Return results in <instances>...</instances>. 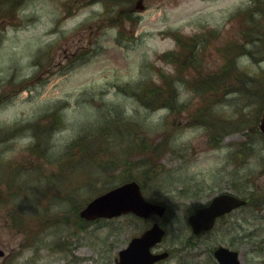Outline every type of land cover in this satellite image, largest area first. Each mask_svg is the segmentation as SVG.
Masks as SVG:
<instances>
[{"label": "rangeland", "instance_id": "rangeland-1", "mask_svg": "<svg viewBox=\"0 0 264 264\" xmlns=\"http://www.w3.org/2000/svg\"><path fill=\"white\" fill-rule=\"evenodd\" d=\"M252 1L141 0L138 4L131 0L118 5L108 0L103 15L102 2L94 0H0V197L9 185L4 171L12 167L10 172L18 171L19 181L9 186L23 192L15 203L27 208L22 230L6 221L13 201H5L0 208V249L4 251L0 264H114L117 251L148 226L146 220L121 215L87 221L84 229L76 230V214L70 201L62 198L72 184L74 200H83L88 190L82 187L87 183L85 174L71 178L67 171L65 184L58 183L55 175L66 145L80 131L112 137L111 142H99L106 147L99 162L74 163L72 170H89L90 179L103 161L121 163L134 135L154 145L165 144L169 136L172 139L160 151L134 150L131 156L133 161L150 157L148 166L154 176L143 194L163 201L167 208L161 218L166 234L157 248L167 250L169 256L157 264H217L211 250L218 244L237 249L242 264H264V204L258 209L253 199L264 196V139L248 129L253 135V156L236 157V144L249 132L231 130L213 147L202 128L191 125L203 97L170 114L165 109L147 110L136 95L117 90L161 85L164 76L175 73L162 56L176 48L173 31L191 35L200 28L216 29L219 33L210 40L202 71L218 70L222 59L215 48L237 36V12ZM238 63L252 71L264 69V61L257 65L241 59ZM189 70L193 71L187 75H193L194 69ZM176 89L179 99L188 97L189 88L177 85ZM231 108L226 101L220 110L228 114ZM119 114L131 125L117 122ZM35 123L48 134L42 130L33 138ZM133 124H139L137 131ZM159 125L163 129L156 130ZM4 130L8 138H1ZM34 141L35 149L45 147L47 159L28 149ZM77 158L75 150L73 160ZM111 172L117 174V170ZM95 176L102 186L103 173ZM117 183L115 177L104 185L107 189ZM221 191L256 194L249 205L219 218L212 230L190 236L185 209L191 211ZM57 215L59 219L68 216V222H55Z\"/></svg>", "mask_w": 264, "mask_h": 264}, {"label": "trees", "instance_id": "trees-1", "mask_svg": "<svg viewBox=\"0 0 264 264\" xmlns=\"http://www.w3.org/2000/svg\"><path fill=\"white\" fill-rule=\"evenodd\" d=\"M106 1V8L108 9V0ZM111 1L122 5L121 2H129L131 0H109V2ZM237 15L239 17L237 36L235 38H229L225 43L217 45L215 48L216 53L222 59L218 71H202L203 62L205 61L208 47L211 44L210 40L216 38L219 33L216 29L200 28L199 31L191 35H182L173 31L171 34L175 37L176 48L163 53L162 56L166 62L174 66L175 73L171 76H164V81L161 85H152L149 87L143 84L130 88V93L137 96V101L143 108L147 110L165 109L170 114L186 109L192 103L193 98L196 97L199 99L203 97V100H200V103L194 109L195 112L192 115L193 122L191 125L203 127L207 143L213 147L217 146L222 140L224 133L230 130L241 131L246 128L256 132L258 117L264 109V69L259 68L252 71L238 63V60L242 57L247 58L254 64H259L261 61H264V0H253L248 7L239 10ZM189 69H194L193 75H187L189 71H193ZM177 85L184 89L185 87L190 89H186L188 91V97L179 99V93L176 89ZM122 90L128 91L124 87ZM216 101H222V104L227 101L234 108H231L228 115L219 113V111L215 114L216 106H223L221 103L216 104ZM116 118V121L124 126L131 125V122L128 119L123 120L121 115ZM56 123L57 126L60 125V122ZM227 124H232V129H225L224 126H227ZM133 125H135L134 130L137 131L139 124ZM44 128L41 126L40 131L44 130ZM156 128V130H161L163 126L159 125ZM101 139L104 142L112 141V137L107 134L87 136L80 131L66 145L67 151L63 155L61 154L60 161H58L59 169L55 175L58 183L65 184L64 176L67 171L71 178L84 174L86 177L87 183H84L82 187L88 190L84 194L82 201L74 200V188L72 184L67 188L65 197L62 198L63 200L70 201V209L76 214V219L74 220L77 227L76 230L84 229L87 223V221L79 218V209L92 196L106 189L105 183L112 182L115 177L118 178L119 183L135 179L144 188L147 181L154 176L150 171L151 167L148 166L149 156L146 155L149 158L141 161L131 160L134 150L146 151L150 148L145 153L150 151L154 153L153 151L155 150L160 151L164 147L167 148L172 141L169 136L165 139V144H146V140L143 137L137 138L134 135L132 138H129L132 146L127 147L121 163H118L115 159H109L108 162L103 161V164L100 165V170L95 169L98 172L92 173L93 179H90L89 175L86 174H90L89 170L81 172L74 171V168L72 170L76 160L78 163L83 160L99 162L98 159L101 158L100 153L106 148L105 146L102 148V144L99 143ZM107 146L109 147V144ZM241 146H246L249 149V146L245 142L241 143ZM30 148L35 149L37 145L33 144ZM75 150L78 152V158L73 160ZM37 153L40 157L43 155L42 153L39 154V151ZM43 157L46 158V154ZM109 166H112V168L109 169ZM112 170H117V174L113 176ZM262 172H264V167ZM100 173H103L105 177V179L100 181L102 186L97 185L95 176ZM9 174L10 172L8 170L7 175ZM58 177L61 180H58ZM14 181H16L15 176L8 178L9 185L14 184ZM9 185L6 184L5 195L2 198L0 197V208H2L5 201L11 204L13 201L14 205L12 204V209L7 211L6 221L9 220L10 225L16 230H22L26 225L24 217L25 207L19 201L18 204L15 203L17 202L16 199L19 193L14 191ZM249 197L251 199L253 196H248V199ZM253 199L254 206L261 209L262 204H264V196H260L257 199L253 197ZM160 202L164 203L163 201ZM189 211L190 209H185V213ZM31 215V218L35 217ZM55 218H57L55 222L60 223L62 220L61 223L64 224L69 220L68 216L59 219L57 215ZM39 219H43V217L39 216Z\"/></svg>", "mask_w": 264, "mask_h": 264}, {"label": "water", "instance_id": "water-1", "mask_svg": "<svg viewBox=\"0 0 264 264\" xmlns=\"http://www.w3.org/2000/svg\"><path fill=\"white\" fill-rule=\"evenodd\" d=\"M258 128L264 133V111ZM245 203V200L230 193L214 195L208 204L199 206L187 216V222L193 233L198 234L212 228L215 218ZM164 206L147 201L142 194L139 183L130 180L118 184L94 196L79 211V215L87 220L99 217L112 218L132 213L141 218L151 214L162 216ZM165 234L164 228L154 221L140 235L132 237L127 246L118 251L115 264H153L167 256V251L154 253L151 247L159 243ZM3 251L0 249V255ZM213 255L219 264H241L239 252L219 245Z\"/></svg>", "mask_w": 264, "mask_h": 264}, {"label": "bare ground", "instance_id": "bare-ground-1", "mask_svg": "<svg viewBox=\"0 0 264 264\" xmlns=\"http://www.w3.org/2000/svg\"><path fill=\"white\" fill-rule=\"evenodd\" d=\"M233 125L232 124H227V126H224L225 129H232ZM226 134H228V132L224 133V135L222 136V139L224 138V136H226Z\"/></svg>", "mask_w": 264, "mask_h": 264}]
</instances>
